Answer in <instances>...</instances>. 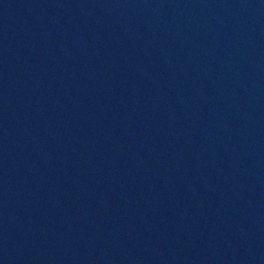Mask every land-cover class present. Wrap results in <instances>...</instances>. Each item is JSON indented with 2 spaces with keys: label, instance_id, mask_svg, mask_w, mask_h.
I'll return each instance as SVG.
<instances>
[{
  "label": "water",
  "instance_id": "95a60500",
  "mask_svg": "<svg viewBox=\"0 0 264 264\" xmlns=\"http://www.w3.org/2000/svg\"><path fill=\"white\" fill-rule=\"evenodd\" d=\"M0 264H264V0H0Z\"/></svg>",
  "mask_w": 264,
  "mask_h": 264
}]
</instances>
